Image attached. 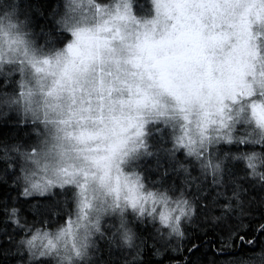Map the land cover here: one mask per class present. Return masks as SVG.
<instances>
[{"label":"snow or ice","instance_id":"1","mask_svg":"<svg viewBox=\"0 0 264 264\" xmlns=\"http://www.w3.org/2000/svg\"><path fill=\"white\" fill-rule=\"evenodd\" d=\"M0 264H264V0H0Z\"/></svg>","mask_w":264,"mask_h":264}]
</instances>
